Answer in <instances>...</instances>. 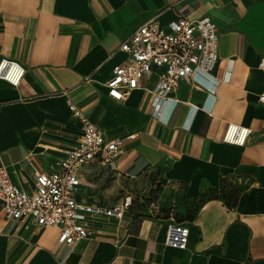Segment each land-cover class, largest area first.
Returning <instances> with one entry per match:
<instances>
[{
	"label": "crops",
	"instance_id": "crops-1",
	"mask_svg": "<svg viewBox=\"0 0 264 264\" xmlns=\"http://www.w3.org/2000/svg\"><path fill=\"white\" fill-rule=\"evenodd\" d=\"M179 16L215 24L212 72L181 82L156 118L146 91L155 74L124 102L107 96L112 68L127 59L120 44L150 18L163 26ZM262 57L264 0H0V61L24 69L17 86L0 80V167L12 182L30 193L34 172L52 171L77 145L82 123L70 101L123 141L111 164L80 170L74 200L113 206L128 194L121 183L150 180L156 206L173 212L84 214L91 236L72 245L57 242L55 227L0 214V264H264ZM229 123L251 130L242 146L222 141ZM173 215L189 230L184 250L165 245Z\"/></svg>",
	"mask_w": 264,
	"mask_h": 264
},
{
	"label": "built area",
	"instance_id": "built-area-1",
	"mask_svg": "<svg viewBox=\"0 0 264 264\" xmlns=\"http://www.w3.org/2000/svg\"><path fill=\"white\" fill-rule=\"evenodd\" d=\"M126 61L115 65L111 77L104 84L106 94L116 102H124L131 92L141 86V80L155 74L150 115L159 117L163 106L181 82L192 80L195 72L210 74L218 60L217 29L209 17L179 16L161 26L150 18L120 44ZM258 67L264 71V57ZM24 75L19 64L0 61V80L17 86ZM264 101V95L259 97ZM69 111L82 123V133L76 146L63 151V156L48 173L34 172V188L27 193L15 185L7 170L0 167V214L9 221L30 220L43 229H58L57 242L72 245L87 239L91 232L84 222V214L121 219L131 207L126 196L109 207L79 204L74 194L79 185L80 170L89 164L109 165L119 154L122 140L107 139L104 133L88 122L78 108L67 101ZM251 130L227 124L222 141L242 146ZM189 230L185 223L173 218L167 226L165 245L184 250Z\"/></svg>",
	"mask_w": 264,
	"mask_h": 264
},
{
	"label": "rangeland",
	"instance_id": "rangeland-1",
	"mask_svg": "<svg viewBox=\"0 0 264 264\" xmlns=\"http://www.w3.org/2000/svg\"><path fill=\"white\" fill-rule=\"evenodd\" d=\"M156 83L155 75L148 80L147 86L151 87L153 84ZM121 186L126 189L128 193L126 196L131 198V208L137 212L142 211V207L145 206V211L151 212L152 214H160L163 216H168L171 212V207H167V204L161 203L160 206H156V201L158 199V195L160 193L159 185L150 182V180H145L139 183H127L124 181L121 183ZM124 191H119L123 193ZM122 194L116 197H121ZM235 196V189L226 190V197L230 198L229 200L232 201V197ZM115 198V196L113 197ZM174 220L177 218L173 215Z\"/></svg>",
	"mask_w": 264,
	"mask_h": 264
},
{
	"label": "trees",
	"instance_id": "trees-1",
	"mask_svg": "<svg viewBox=\"0 0 264 264\" xmlns=\"http://www.w3.org/2000/svg\"><path fill=\"white\" fill-rule=\"evenodd\" d=\"M224 193H223V198L227 201V203H230L231 201L229 200L230 198L228 197H226V190L225 191H223ZM234 200H235V196L234 197H232V203L234 202Z\"/></svg>",
	"mask_w": 264,
	"mask_h": 264
}]
</instances>
